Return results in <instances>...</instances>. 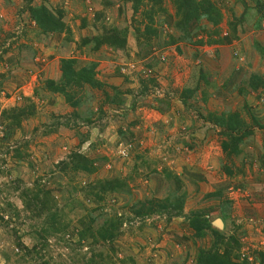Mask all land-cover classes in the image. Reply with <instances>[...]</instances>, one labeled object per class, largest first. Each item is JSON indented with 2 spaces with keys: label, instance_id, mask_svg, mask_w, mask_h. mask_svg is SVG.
Returning a JSON list of instances; mask_svg holds the SVG:
<instances>
[{
  "label": "rangeland",
  "instance_id": "1",
  "mask_svg": "<svg viewBox=\"0 0 264 264\" xmlns=\"http://www.w3.org/2000/svg\"><path fill=\"white\" fill-rule=\"evenodd\" d=\"M222 1L220 39L228 38L232 15L251 17L257 8L251 0ZM41 5L62 12L69 33L42 34L28 12ZM163 6L165 14L151 27L157 35L149 36L147 8L134 13L120 0H0V112L27 105L26 99L36 110L15 129L0 119V264H90L96 261L93 253L103 264H195L198 250L214 243L213 237L198 239L190 230L188 218L196 213L205 214L211 226L221 221L222 228L212 226L222 238L220 253L227 244L238 262L264 264V135L255 132L242 154L229 161L218 130L205 119L209 113L238 112L250 122L248 111L264 117V92H239L249 90L250 76L264 75V60L253 47L254 41L264 46V18L258 31L249 29L253 19H248L238 41L208 44V37L195 33L191 44H169L178 39L175 10L169 0ZM102 27L126 30L125 50L103 47L92 53L91 46L80 47ZM63 59L75 60L77 68L82 62L97 64L102 89L86 91L89 100L79 109L83 118H76L61 96L44 91L46 80L59 81ZM112 88L120 93L118 106L107 104ZM183 90L197 91L183 103ZM72 153L94 160L96 172H61L57 165ZM111 180L127 188L102 202L86 192L88 185ZM36 182L60 209L63 229L41 241L33 260H22L17 243L37 245L41 218L25 210L20 193L35 189ZM171 192L184 196L180 216L140 220L132 214L135 203L160 201ZM114 215L131 222L123 223L112 242L79 241L89 222L96 233Z\"/></svg>",
  "mask_w": 264,
  "mask_h": 264
},
{
  "label": "trees",
  "instance_id": "2",
  "mask_svg": "<svg viewBox=\"0 0 264 264\" xmlns=\"http://www.w3.org/2000/svg\"><path fill=\"white\" fill-rule=\"evenodd\" d=\"M120 1L123 5L130 4L134 13H136L141 7L147 8V10L143 12L144 18L147 19L146 24L144 25V30L149 36H151V34L155 36L157 35L156 30L151 27L154 25V18L156 16L163 15L166 12L163 6L164 0ZM251 1L256 4V14L251 17L243 18L232 15L231 20L227 23L228 33L226 35L228 38L220 39L218 37V26L221 24L223 19L221 12V8L223 7L222 0H169L175 10L173 16L174 22L172 24L173 30L178 34V39H171L169 44H175L178 40L191 44L192 35L195 33L203 34L208 37V44H222L231 40L238 41L239 32H245V29H243L242 26L249 23L248 19H253L251 20L252 24L249 29L253 31L260 30L261 21L264 18V0ZM28 12L30 19L35 23L36 27L42 34L69 33L63 22L62 12H52L43 5L29 8ZM102 28V32L96 34V36H93L90 39H83L80 47L91 46L90 50L92 53L99 52L103 47L111 50H125L127 45L126 30ZM210 29L212 31H209ZM212 35L217 36L219 39L217 41L212 40ZM195 44L202 45L200 41L195 42ZM146 45H149V43ZM253 47L260 55L261 59L264 60V46L261 43L254 41ZM77 65V62L73 59L61 60V75L59 81L46 80L44 91L49 94L61 96L65 103L73 109L74 116L79 119L83 118L80 116L79 109L86 104L87 100H89V95L86 94V91L100 90L102 89V84L95 78V70L97 68L96 63L82 62L80 64L81 67L79 68H77ZM247 82L249 90H240V93L247 91L257 92L259 89H261V92H264V75H252ZM112 89L116 91L113 96L108 98L107 104L109 106H118L121 102L120 93H117L118 88ZM196 91L197 90H183V94L181 95L182 102L186 103L185 101L192 97ZM34 95L37 98L39 97L37 91ZM25 102L28 104L22 105L18 108L1 111V123L5 124L9 128L15 129L20 126L22 120L34 117L36 113L34 103L30 99H26ZM247 114L249 115L250 122H246L238 112H222L219 115L209 113L205 117L206 122L218 130V135L221 137V151L225 159L229 161H233V159L242 154V147L252 136H254L255 132L258 131L261 135H264V117L258 119V117L250 111H248ZM85 122L89 124L90 119L86 118ZM64 125L67 126L68 124ZM261 151L264 153V141L261 146ZM94 164V160H91L80 153H72L68 157L67 162H60L57 167L64 173L67 171L70 174L78 172L90 176L96 172ZM261 165H264L263 161L261 162ZM223 171L227 176L233 175L232 169L229 167H224ZM238 173H240V171ZM170 177L171 176L169 174L166 176L168 180H170ZM40 188L39 183L36 182L35 189L26 188L20 193L25 210L32 211L35 217L41 218L35 228L37 245H34L32 248H28L17 243V245L24 250L22 254H16V256L22 260L27 257L33 260L34 258L32 257L38 254L43 247L41 245V241H45L49 236L59 234L61 229H63L61 228L58 219V212L60 213V209L56 210L55 205H51L53 198L50 196V192L40 190ZM126 188V184L117 180L98 181L95 185H88V187H86V192H88L90 196H94L98 202H102L103 196L122 193ZM40 193H43L42 198H40ZM183 199V195L178 194L177 192H171L160 201L149 200L135 203L132 206V214L135 218H139L140 220L146 219L151 215L178 217L181 215L183 210ZM222 217L225 216L222 215ZM91 221L94 220L91 219ZM124 222L130 224L131 220H126L121 216L114 215L113 217L104 220L103 224L98 228L96 233L92 232L93 222H89L86 227H83L79 231L78 239L80 242L91 240V243L112 242L118 237L119 231ZM188 225L190 230L194 232V236L196 238L202 239L209 235L213 237L214 241L211 249L198 250L195 256V264H248L245 261L238 262L237 259H239V257L233 255L232 248H228L227 244L224 246L225 250L222 253L219 252V248L217 246L222 245V242L220 243L222 240L221 235H219V233L212 228L211 222L205 214L196 213L190 215L188 218ZM64 228L66 229L67 227L65 226ZM234 249L236 248H233V250ZM92 258H95L96 261L90 260V264H103V259L100 254L93 253ZM96 258H99L100 261ZM131 264L134 263L131 261ZM261 264H263V260L261 261Z\"/></svg>",
  "mask_w": 264,
  "mask_h": 264
},
{
  "label": "water",
  "instance_id": "3",
  "mask_svg": "<svg viewBox=\"0 0 264 264\" xmlns=\"http://www.w3.org/2000/svg\"><path fill=\"white\" fill-rule=\"evenodd\" d=\"M212 226L216 227V228H222V223L220 220H215L214 222H212Z\"/></svg>",
  "mask_w": 264,
  "mask_h": 264
}]
</instances>
